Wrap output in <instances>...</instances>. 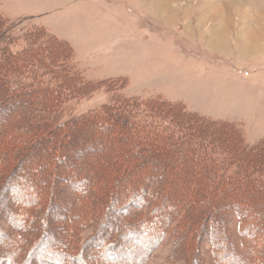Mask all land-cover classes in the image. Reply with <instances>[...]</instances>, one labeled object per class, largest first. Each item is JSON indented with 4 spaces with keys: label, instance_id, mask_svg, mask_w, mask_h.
Here are the masks:
<instances>
[{
    "label": "trees",
    "instance_id": "obj_1",
    "mask_svg": "<svg viewBox=\"0 0 264 264\" xmlns=\"http://www.w3.org/2000/svg\"><path fill=\"white\" fill-rule=\"evenodd\" d=\"M14 27L0 13V264H147L166 240L186 264H264V141L161 99L62 121L97 85Z\"/></svg>",
    "mask_w": 264,
    "mask_h": 264
},
{
    "label": "rangeland",
    "instance_id": "obj_2",
    "mask_svg": "<svg viewBox=\"0 0 264 264\" xmlns=\"http://www.w3.org/2000/svg\"><path fill=\"white\" fill-rule=\"evenodd\" d=\"M180 1L175 12L146 13L140 0H0V13L19 38L42 28L66 41L72 71L97 85L68 99L62 121L118 95L161 99L234 124L248 145L264 141V0ZM92 233L82 230L79 243ZM147 264L186 261L166 240Z\"/></svg>",
    "mask_w": 264,
    "mask_h": 264
},
{
    "label": "crops",
    "instance_id": "obj_3",
    "mask_svg": "<svg viewBox=\"0 0 264 264\" xmlns=\"http://www.w3.org/2000/svg\"><path fill=\"white\" fill-rule=\"evenodd\" d=\"M140 1L143 2V4L141 3V7L143 6L144 9H147L146 13H148V11H150L152 9V8L150 9V6H153L155 8V10H157L158 12L164 13L165 10L169 11V12H175L176 9L173 8L175 3L180 4L182 2L180 0H173V3H174L173 4L172 2L170 3L171 0H169L168 2L165 0H140ZM148 9H150V10H148ZM178 19H179V21H180V19H182L180 15H179Z\"/></svg>",
    "mask_w": 264,
    "mask_h": 264
},
{
    "label": "bare ground",
    "instance_id": "obj_4",
    "mask_svg": "<svg viewBox=\"0 0 264 264\" xmlns=\"http://www.w3.org/2000/svg\"><path fill=\"white\" fill-rule=\"evenodd\" d=\"M221 42V41H220Z\"/></svg>",
    "mask_w": 264,
    "mask_h": 264
}]
</instances>
